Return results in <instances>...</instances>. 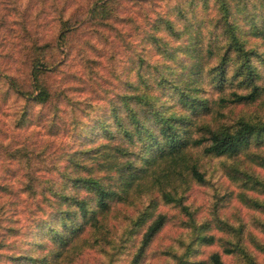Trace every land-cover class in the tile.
Wrapping results in <instances>:
<instances>
[{"label": "trees", "instance_id": "16d2710c", "mask_svg": "<svg viewBox=\"0 0 264 264\" xmlns=\"http://www.w3.org/2000/svg\"><path fill=\"white\" fill-rule=\"evenodd\" d=\"M120 1H93L81 20L87 15L93 25L108 26L120 19ZM68 24L61 22L60 44L76 29V23ZM54 51L48 43L34 46L31 91L3 79L26 103L16 122L20 129L30 123L33 107H48L55 129L61 103L71 101L45 83L57 65ZM127 63L125 73L116 75L120 88L106 102L86 103L78 110L82 118L73 105L64 126L71 143L67 150L50 153L47 147L0 142V159L21 169L17 195L29 219L17 226L15 213L5 210L15 206L13 200L1 205L0 260L63 264L82 249L110 245L114 208L148 195L123 240L143 231L131 264L140 263L168 222L156 212L160 202L185 218L178 221L187 231V240H178L183 250L163 253L173 264H225L224 256L233 264H261L264 177L257 170L264 172V115L242 113L228 120L226 114L238 107L264 111V0H175L173 8L147 21ZM213 161V173L219 168L237 186L236 194L211 185ZM194 186L212 188L206 219L187 204ZM11 191L0 182V193ZM233 198L257 215L250 222H232L224 210ZM214 246L220 251L201 258Z\"/></svg>", "mask_w": 264, "mask_h": 264}, {"label": "rangeland", "instance_id": "374dc122", "mask_svg": "<svg viewBox=\"0 0 264 264\" xmlns=\"http://www.w3.org/2000/svg\"><path fill=\"white\" fill-rule=\"evenodd\" d=\"M93 1L96 0H0V78L2 79L0 81V142L3 144L12 147L22 144L36 148L47 147L50 153L67 150L71 143L64 126L71 121L73 105L79 106L75 114L77 118H82L80 111L86 103L106 102L105 97L120 88L116 75L125 73L128 66L127 58L142 36L147 21L153 20L157 13L175 5V0H121L117 6L120 19L110 21L108 26L103 27L93 25L87 20V15L81 20ZM77 20L81 21L78 23ZM61 22L70 23L68 25L77 24L65 44H60L58 39ZM47 43L58 51H54L51 55L57 65L44 77L45 83L49 90L62 91L71 101L69 104L64 101L61 103L62 117L55 129L50 126L48 107L30 108L31 121L29 125L20 129L16 122L22 109L26 108V103L8 90L3 79L11 78L22 89L31 91L29 60L32 50L35 45ZM242 113L248 116L257 113V117L264 115L262 109L253 106L247 109L235 108L234 113L226 116L230 120ZM40 114L43 118L39 121ZM57 130L59 132L55 133ZM214 162L209 166L208 176L216 167ZM20 170L14 162L0 159V178H2L0 182L9 184L12 190L9 195L0 193V207L6 201L13 200L15 206L5 210L15 213L17 226H26L29 219L24 207L25 201L20 199L21 194L17 195ZM215 172L211 185L219 184L224 189L234 191L235 194L238 192L237 186L228 181L219 168ZM257 172L264 177L263 171L257 170ZM212 196L213 191L210 186H194L188 194L187 204L198 212L201 220L208 218L213 202ZM148 202L149 197L145 195L137 198L133 205L116 206L109 219L111 244L82 249L63 264H131L138 250L136 244L142 238L143 231L130 236L128 241L123 242V240L127 235L126 230L131 228V222ZM32 205L30 202L28 207ZM156 212L165 214L168 222L149 246L139 264H173L163 253L170 248L180 253L183 247L178 240L182 236L187 240L185 235L187 231H184L178 223L179 220L185 219L183 215L162 202ZM224 212L232 222L236 218L250 222L251 216L257 215L242 205L237 198L230 200ZM17 238L20 237H14ZM212 251H220V248L216 246L205 248L201 258H205ZM257 259L264 264V256L258 255ZM223 261L225 264H233L229 257L224 256ZM0 264H5V260H0Z\"/></svg>", "mask_w": 264, "mask_h": 264}]
</instances>
